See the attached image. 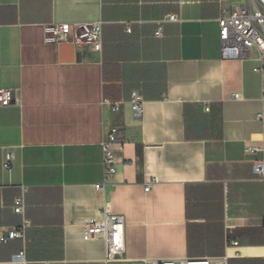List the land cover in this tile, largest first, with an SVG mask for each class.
<instances>
[{
    "label": "crops",
    "instance_id": "crops-1",
    "mask_svg": "<svg viewBox=\"0 0 264 264\" xmlns=\"http://www.w3.org/2000/svg\"><path fill=\"white\" fill-rule=\"evenodd\" d=\"M244 1L0 0V88L14 93L0 107V236L27 222L23 237L0 241V264H264V181L252 171L264 160V64L254 70V50L223 60L217 24ZM94 22L99 51L51 30ZM110 128L121 149L100 190ZM104 208L125 221L120 260L83 239Z\"/></svg>",
    "mask_w": 264,
    "mask_h": 264
},
{
    "label": "built area",
    "instance_id": "built-area-1",
    "mask_svg": "<svg viewBox=\"0 0 264 264\" xmlns=\"http://www.w3.org/2000/svg\"><path fill=\"white\" fill-rule=\"evenodd\" d=\"M165 20L178 22L180 19L174 14L166 16ZM219 39L221 43L220 55L223 60H237L248 57L250 52H256V58L260 65L254 70L263 73L264 64V0H245L241 4H234L217 19ZM46 28L45 31H49ZM57 40L61 42H72L74 44H84L89 50L99 51L101 46V22L75 24H56L51 28ZM126 32H130V27H125ZM156 34H160V27ZM13 90L0 88V107L9 105L13 100ZM237 93H232L231 98L236 99ZM132 115L135 120L139 119L142 112V100L137 92H132L129 100ZM101 104H108L113 110L118 108V102H110L106 99ZM258 120H263L262 113L258 114ZM118 129L110 128L105 138L101 141V166L102 182L96 187L104 190L107 182L111 180L115 173V151L121 149V142L117 137ZM12 152L4 153L1 168L8 172L11 168ZM253 173L264 181V160H256L252 165ZM151 182L144 185V190L148 191ZM24 202L21 196L15 198L13 211L22 214ZM24 222L20 228H10L6 234L0 236L1 242L23 237ZM124 225L122 215L108 212L105 208L102 211V218L85 224L83 239H101L105 244L107 261L120 260L124 252ZM230 245H237V241H228ZM21 254L16 258H20ZM146 264H227V256L218 258H176L165 260H149Z\"/></svg>",
    "mask_w": 264,
    "mask_h": 264
},
{
    "label": "water",
    "instance_id": "water-1",
    "mask_svg": "<svg viewBox=\"0 0 264 264\" xmlns=\"http://www.w3.org/2000/svg\"><path fill=\"white\" fill-rule=\"evenodd\" d=\"M68 43H71V42H70V41H68V42H67V44H68Z\"/></svg>",
    "mask_w": 264,
    "mask_h": 264
}]
</instances>
